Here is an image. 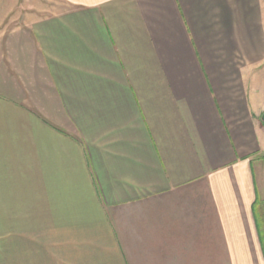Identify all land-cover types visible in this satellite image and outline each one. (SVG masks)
I'll return each mask as SVG.
<instances>
[{"label": "crops", "instance_id": "1", "mask_svg": "<svg viewBox=\"0 0 264 264\" xmlns=\"http://www.w3.org/2000/svg\"><path fill=\"white\" fill-rule=\"evenodd\" d=\"M46 1L0 0L12 248L264 264V0Z\"/></svg>", "mask_w": 264, "mask_h": 264}, {"label": "rangeland", "instance_id": "2", "mask_svg": "<svg viewBox=\"0 0 264 264\" xmlns=\"http://www.w3.org/2000/svg\"><path fill=\"white\" fill-rule=\"evenodd\" d=\"M36 2L46 3V0H36ZM262 114V113H261ZM264 125V120H261ZM15 237V224H0V264H28V261L32 259V264H35V258H42L41 256H35L34 252L32 256H29L24 249L21 252L12 248V243ZM28 243L27 240H21L17 243ZM19 248V247H18ZM20 252V254H19ZM38 260V259H37ZM37 264V262H36Z\"/></svg>", "mask_w": 264, "mask_h": 264}, {"label": "water", "instance_id": "3", "mask_svg": "<svg viewBox=\"0 0 264 264\" xmlns=\"http://www.w3.org/2000/svg\"><path fill=\"white\" fill-rule=\"evenodd\" d=\"M261 120H264V111L262 112V114H261Z\"/></svg>", "mask_w": 264, "mask_h": 264}]
</instances>
